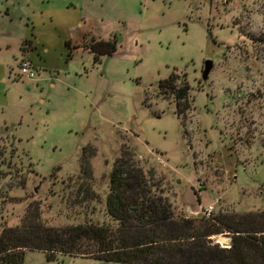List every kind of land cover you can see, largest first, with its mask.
Listing matches in <instances>:
<instances>
[{"label": "rangeland", "instance_id": "1", "mask_svg": "<svg viewBox=\"0 0 264 264\" xmlns=\"http://www.w3.org/2000/svg\"><path fill=\"white\" fill-rule=\"evenodd\" d=\"M88 1L87 26L116 34L115 53L95 63L80 52L41 86L14 67L13 85L4 83L0 229L20 225L27 210L44 227L108 222L109 178L123 151L177 212L213 204V216L258 223L249 217L264 213V0ZM206 59L214 65L203 80ZM173 72L177 86H190L184 122L173 95L159 93ZM210 238L225 244L231 233ZM56 257L28 251L24 264H115Z\"/></svg>", "mask_w": 264, "mask_h": 264}, {"label": "trees", "instance_id": "2", "mask_svg": "<svg viewBox=\"0 0 264 264\" xmlns=\"http://www.w3.org/2000/svg\"><path fill=\"white\" fill-rule=\"evenodd\" d=\"M118 45L113 34L107 39L92 37L82 47L98 63L102 56L115 53ZM66 46L70 57V43ZM178 80L173 72L158 88L161 95H173L176 114L184 122L191 108L190 86L186 80L177 86ZM124 154L109 178L108 222L44 227L39 212L27 210L20 225H1L0 264H24L26 253L34 250L45 252L48 260L79 255L115 264H264V213L249 217L258 223L229 222L203 214L186 218L167 198L157 197L151 174L143 169L136 173ZM224 231L231 233L229 248L209 241L210 236Z\"/></svg>", "mask_w": 264, "mask_h": 264}, {"label": "crops", "instance_id": "3", "mask_svg": "<svg viewBox=\"0 0 264 264\" xmlns=\"http://www.w3.org/2000/svg\"><path fill=\"white\" fill-rule=\"evenodd\" d=\"M38 1L0 0V106L7 103L4 83L13 85L14 67L17 78L41 86V82L52 79V72L69 71L79 53L88 52L82 46L90 38H109L102 33L94 35L87 26L88 0ZM67 42L71 46L70 57ZM22 58L32 62L38 74L36 79L19 74ZM28 90L30 93V87ZM203 206L206 205L199 204L200 208Z\"/></svg>", "mask_w": 264, "mask_h": 264}, {"label": "built area", "instance_id": "4", "mask_svg": "<svg viewBox=\"0 0 264 264\" xmlns=\"http://www.w3.org/2000/svg\"><path fill=\"white\" fill-rule=\"evenodd\" d=\"M19 74L28 79H35L37 77V70L34 65L28 58H22L18 64ZM214 205L209 204L200 208V211H192L190 209H186L185 217L188 218L190 215L197 216L199 214H203L205 217L210 218L213 216ZM231 242V240H230ZM230 242H225V244H220L224 248L230 247Z\"/></svg>", "mask_w": 264, "mask_h": 264}, {"label": "water", "instance_id": "5", "mask_svg": "<svg viewBox=\"0 0 264 264\" xmlns=\"http://www.w3.org/2000/svg\"><path fill=\"white\" fill-rule=\"evenodd\" d=\"M214 62L211 59H206L204 61V69L202 70V79L207 80L210 72L213 69ZM209 241L213 242L212 238H209Z\"/></svg>", "mask_w": 264, "mask_h": 264}]
</instances>
